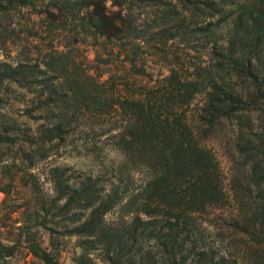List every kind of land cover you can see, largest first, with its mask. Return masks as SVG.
Here are the masks:
<instances>
[{"label":"trees","instance_id":"obj_1","mask_svg":"<svg viewBox=\"0 0 264 264\" xmlns=\"http://www.w3.org/2000/svg\"><path fill=\"white\" fill-rule=\"evenodd\" d=\"M228 5L235 7L220 41L223 18L213 17ZM22 10L39 16L49 47L32 54L22 45L0 58V176L9 178L0 189L20 184L29 194L19 230L0 237V264L22 245L40 264H58L59 235L100 249L106 264H264V0H164L149 18L148 0H0L1 47ZM156 26H163L155 33L160 40L208 39V64L148 79V31ZM89 41L94 59L115 63L106 77L99 64L94 73L79 58L80 44ZM13 86L31 94L23 119L12 109ZM199 92L203 101L192 112ZM107 114L121 119L119 168H145V182L108 187L97 175L54 165L47 193L31 168L85 115ZM29 118L41 120L32 126ZM217 133L237 160V211L227 220L235 235L225 248L208 238L199 218L226 202L218 160L200 141ZM116 207L119 215L108 220ZM43 232L50 248L41 244ZM82 254L69 264H88Z\"/></svg>","mask_w":264,"mask_h":264},{"label":"rangeland","instance_id":"obj_2","mask_svg":"<svg viewBox=\"0 0 264 264\" xmlns=\"http://www.w3.org/2000/svg\"><path fill=\"white\" fill-rule=\"evenodd\" d=\"M164 0H148V18L152 11L157 10L163 5ZM110 6V1H107ZM235 5L226 6L225 15L213 17L223 18L219 23L218 32L220 41L223 40L228 22L232 15L230 11ZM223 13V14H224ZM10 28L14 27V33L6 38L5 46H0V58H10L17 54L22 45L30 46L32 54L37 50L44 52L49 47V37H44L45 32L40 31L39 16L22 10L14 16ZM163 26H156L148 31V79L160 78L168 73L172 67L185 72H192L197 67L208 64L211 42L199 35L191 36L188 41L179 37L160 40L157 37L156 30ZM32 28L37 33H28L27 29ZM33 31V30H32ZM41 37V39H40ZM4 48V49H3ZM97 47L89 41L81 43L78 49L79 58L92 66V72H96V64H99L97 70H103V77H106L115 67V63L103 64L94 59L95 49ZM7 53V54H6ZM108 58V57H107ZM14 92L10 94L13 100L14 113L23 119L20 115L22 108L28 106L27 99L30 92L24 87L13 86ZM16 96V98H13ZM203 92H199L190 105V111L195 112L196 108L203 101ZM36 113V112H35ZM32 126L36 125L41 118L34 120L29 118ZM192 123L196 124L193 117ZM121 119L112 115H103L100 118H94L89 115L80 119L75 128L70 131L65 142L58 146H53L49 154L38 160L31 168L36 171L41 181L42 187L47 193L52 192V184L47 176V171L54 165L68 167V172L77 176L78 174L90 173L101 178L107 186L111 182L119 181L122 185L126 184L129 188L145 182L148 173L143 167H130L129 173L119 168V164L124 160L123 152L117 147L116 139L121 129ZM230 130L229 125L226 127ZM200 136V135H199ZM201 143L207 145L216 156L220 165L223 184L226 192V202L220 205L209 206L200 213V220L206 227L210 240H214L221 246L228 247L232 244L233 235L231 228L227 224L232 216L236 214L237 204L233 198V183L237 173V160L232 158L233 149L230 141L220 134H210L200 136ZM7 161V159H5ZM74 177V176H73ZM9 181L8 176H0V186H5ZM28 192L25 187L18 184L11 187L8 192L0 189V237L4 238L17 232L18 226L23 224L26 197ZM119 208L109 211L106 214L108 220L117 218ZM41 244L50 248L48 234L43 232ZM59 255L58 264H69L76 260V256L83 253L81 258L88 259V264H106L102 252L98 248L85 249L79 244V239L74 235H59ZM75 258V259H74ZM80 258V257H79ZM9 264H40L39 260L25 246H20L18 252L9 259Z\"/></svg>","mask_w":264,"mask_h":264}]
</instances>
